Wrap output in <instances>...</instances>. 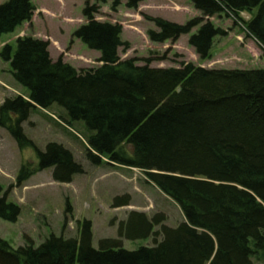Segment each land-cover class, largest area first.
<instances>
[{
  "label": "trees",
  "instance_id": "obj_1",
  "mask_svg": "<svg viewBox=\"0 0 264 264\" xmlns=\"http://www.w3.org/2000/svg\"><path fill=\"white\" fill-rule=\"evenodd\" d=\"M92 1L86 0V23L73 36L99 53L101 66L78 72L53 61L47 44L32 38L17 39L14 48L5 46L0 58L27 100L6 99L0 126L26 144L21 124L30 112L60 109L65 124L84 126L92 164L106 158L140 170L177 204L184 221L168 227L160 214L147 218L133 211L119 223L118 239L102 240L97 248L88 221L80 224L77 238L50 236L37 248L26 241L14 250L0 238V264H253V253L264 251V69H205L190 63L161 69L150 67L149 60L141 66L134 59L120 61L117 49L126 46L121 28L94 19L98 5L109 0ZM111 1L112 9L120 4ZM140 2L125 0V6L135 9ZM190 3L207 19L223 15L240 22L241 13L254 12L240 25L264 50V0ZM33 9L31 0L1 4L0 36L29 21ZM151 21L156 28L147 32L151 42L189 35L188 44L201 60L209 57L213 39L225 34L197 17L184 24ZM36 153L38 170L52 169L56 182L68 183L82 171L60 144L48 143ZM27 175L22 170L18 180ZM126 205L128 199L122 197L112 206ZM18 215L19 208L0 187V219L14 223ZM149 238L151 246L136 250L121 244L122 239Z\"/></svg>",
  "mask_w": 264,
  "mask_h": 264
},
{
  "label": "rangeland",
  "instance_id": "obj_2",
  "mask_svg": "<svg viewBox=\"0 0 264 264\" xmlns=\"http://www.w3.org/2000/svg\"><path fill=\"white\" fill-rule=\"evenodd\" d=\"M7 1L0 0V5ZM31 2L34 9L30 20L12 33L0 36V52L5 46L14 48L19 38H32L47 44L53 61L59 59L78 72L101 66L99 53L88 49L73 36L86 23L82 15L86 0ZM111 4V0L99 4L94 19L121 28L120 40L126 46L117 49L120 61L134 59L141 66L149 60L150 67L161 69L179 68L181 63L205 69H264V50L240 25L249 21L254 12L241 13V21L236 22L223 15L202 18L190 0H141L135 9L127 8L125 0H120L116 9H112ZM196 17L208 20L225 32L213 39L210 55L205 60H201L189 46V35L161 44L151 42L147 36L149 30L156 31L151 21L153 18L184 24ZM15 97L27 100V93L13 79L9 64L0 58V106L6 99ZM62 115L56 107L48 110L35 108L30 112L28 119L21 124V131L29 140L26 144H19L8 130L0 126V187L7 192V201L19 208L14 223L0 219V238L12 249L25 246L26 241L37 248L50 236L77 238L80 224L85 221L90 223L92 246L97 248L102 240L118 239L119 223L125 222L133 211L143 213L147 218L160 214L164 219L162 224L168 227L184 221L177 204L149 183L140 170L108 163L106 158L100 159V165L92 164L86 157L87 132L84 126L81 123L68 126L61 119ZM48 143L64 146L81 165L82 171L73 175L70 182L54 181L52 169L38 170L36 150L43 151ZM22 170L28 175L19 181ZM122 197L128 199V205L114 208V199ZM156 240H159L158 236ZM121 244L127 250H136L151 246L153 241L151 238L122 239ZM251 259L253 264H264V251L254 252Z\"/></svg>",
  "mask_w": 264,
  "mask_h": 264
}]
</instances>
